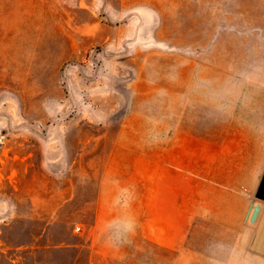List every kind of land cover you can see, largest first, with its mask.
<instances>
[{
    "label": "rangeland",
    "instance_id": "obj_1",
    "mask_svg": "<svg viewBox=\"0 0 264 264\" xmlns=\"http://www.w3.org/2000/svg\"><path fill=\"white\" fill-rule=\"evenodd\" d=\"M245 77L264 0H0V264H170L122 193L153 189L143 148L183 124L170 80Z\"/></svg>",
    "mask_w": 264,
    "mask_h": 264
},
{
    "label": "crops",
    "instance_id": "obj_2",
    "mask_svg": "<svg viewBox=\"0 0 264 264\" xmlns=\"http://www.w3.org/2000/svg\"><path fill=\"white\" fill-rule=\"evenodd\" d=\"M242 79L170 80L186 86L183 124L157 125V141L143 148L157 150L143 178L153 189L122 193V211L157 213L170 264H264V80Z\"/></svg>",
    "mask_w": 264,
    "mask_h": 264
}]
</instances>
